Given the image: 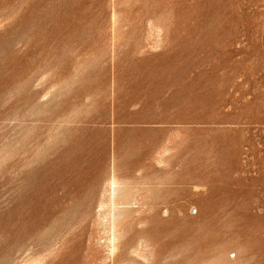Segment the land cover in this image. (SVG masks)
I'll return each instance as SVG.
<instances>
[{
    "label": "rangeland",
    "instance_id": "374dc122",
    "mask_svg": "<svg viewBox=\"0 0 264 264\" xmlns=\"http://www.w3.org/2000/svg\"><path fill=\"white\" fill-rule=\"evenodd\" d=\"M31 259L264 264V0H0V264Z\"/></svg>",
    "mask_w": 264,
    "mask_h": 264
},
{
    "label": "bare ground",
    "instance_id": "6f19581e",
    "mask_svg": "<svg viewBox=\"0 0 264 264\" xmlns=\"http://www.w3.org/2000/svg\"><path fill=\"white\" fill-rule=\"evenodd\" d=\"M112 169V168H111ZM111 172V171H110ZM120 181V180H119ZM122 182H124V181H122ZM127 182V181H126ZM120 183V182H119ZM132 183V182H131ZM102 184H104V183H102ZM123 184V183H122ZM121 184V185H122ZM125 185H126V183H124ZM105 185H106V183H105ZM107 185H108V194H109V199H108V207L110 208V210L108 211V212H110V220H108L109 221V226H110V230H111V237H110V239H109V245H110V249L109 250H111V253H113L114 251V249H115V247L117 246V245H114V244H116V243H114V241H115V239H117V237L115 236V227L117 226L116 225V218H117V216H116V211H120V209H121V207H120V205H122L123 203H117V202H115L116 201V196H117V191H118V189L120 188V185H119V188H118V182H117V180H116V177L114 176V175H111L110 176V178H109V180H108V183H107ZM124 185V186H125ZM136 184H134V186H135ZM141 186V185H140ZM102 188H103V186H102ZM122 188V187H121ZM125 188V187H124ZM121 190H123V189H121ZM132 190V189H131ZM135 190V189H134ZM127 191H129V190H127ZM133 191V190H132ZM126 192V191H125ZM139 192V191H138ZM121 193V192H120ZM123 193V192H122ZM134 194H135V191L133 192ZM133 194V195H134ZM123 195H127V194H123ZM101 196V195H100ZM128 196H131L130 194L128 195ZM102 197V196H101ZM104 197V196H103ZM124 197V196H123ZM133 197V196H132ZM118 198H119V196H118ZM117 198V199H118ZM101 199H104V198H101ZM101 199H100V203H99V208H102L103 207V205H105V204H103V202L101 201ZM133 199V198H132ZM131 199V200H132ZM127 200H129V198L127 199ZM153 200V199H152ZM104 201V200H103ZM127 202V201H126ZM130 202V201H129ZM132 202H134V201H132ZM104 203H106V202H104ZM146 203V202H145ZM153 203V202H152ZM129 204V203H128ZM131 204H133V203H131ZM107 205V204H106ZM106 205H105V207H106ZM138 205V204H137ZM123 206V205H122ZM135 206V205H134ZM108 207H106V208H108ZM129 207V206H128ZM137 207V206H136ZM155 207V206H154ZM104 208V207H103ZM133 209V208H132ZM137 209V208H136ZM150 209V208H149ZM123 210H124V208H123ZM131 210V209H130ZM122 211V210H121ZM133 211H135V210H133ZM132 211V212H133ZM137 211V210H136ZM135 211V212H136ZM154 211H155V209H154ZM120 213V212H119ZM147 213H148V211H147ZM146 213V214H147ZM156 213V212H155ZM122 214V213H121ZM151 214V213H150ZM148 216V215H147ZM86 219V218H85ZM118 219H122V218H118ZM117 219V220H118ZM124 219V218H123ZM17 220V219H16ZM19 221V220H18ZM82 221V220H81ZM118 221H120V220H118ZM123 221H125V220H123ZM139 221V220H138ZM141 221V220H140ZM16 222V221H15ZM84 222V221H83ZM156 223H157V221H155ZM108 223V222H107ZM121 223V222H120ZM118 224V223H117ZM122 224V223H121ZM150 224V223H149ZM15 225H18V222H17V224H15ZM20 225H22L21 223H20ZM138 225V224H137ZM159 225V224H158ZM26 226V225H25ZM108 226V225H107ZM149 226V225H148ZM155 226H157L156 224H155ZM154 226V227H155ZM14 227V226H13ZM21 227V226H20ZM19 227V228H20ZM22 227H23V225H22ZM27 227V226H26ZM123 227V226H122ZM129 227V226H128ZM16 228V227H15ZM119 227H116V229H118ZM130 228V227H129ZM134 228V227H133ZM21 229V228H20ZM26 229V228H25ZM30 229V228H29ZM122 229V228H121ZM142 229V228H141ZM144 229V228H143ZM142 229V230H143ZM15 230V229H14ZM22 231H23V229H21ZM27 230V229H26ZM128 230V229H127ZM140 230V229H139ZM12 231V230H11ZM17 231V230H16ZM31 231V230H30ZM106 231H109V230H107V227H106ZM171 231V230H170ZM27 232H29L28 230H27ZM123 232H125V231H123ZM17 233V232H16ZM23 233V232H22ZM109 233V232H108ZM119 233H120V231H119ZM128 233V232H127ZM140 234H141V232H139ZM167 233V232H166ZM12 234V233H11ZM30 234H31V232H30ZM118 234V233H117ZM140 234H138L139 236H140ZM159 234V233H158ZM163 234V233H162ZM169 234V233H168ZM167 234V235H168ZM17 235H19V234H17ZM119 235V234H118ZM121 235V234H120ZM127 235V234H126ZM164 235V234H163ZM26 236V235H25ZM124 236V235H123ZM144 236H145V233H144ZM143 236V237H144ZM159 236V235H158ZM162 236V235H161ZM83 237V236H82ZM109 237V236H108ZM107 237V238H108ZM143 237L141 238V239H139V238H136L135 240L136 241H138L137 239H139V240H141L142 241V239H143ZM163 238H164V236H163ZM22 239V238H21ZM21 239H19L20 241H21ZM90 239V238H89ZM119 239V238H118ZM117 239V240H118ZM121 239H122V237H121ZM147 239V238H146ZM162 239V238H161ZM26 239H24V241H25ZM123 240H124V238H123ZM143 240H145V239H143ZM10 241H12V240H10ZM10 241H9V243H10ZM26 241H28V239L26 240ZM107 241V240H106ZM161 241V240H160ZM164 241V240H163ZM52 242H54V241H52ZM115 242H117V241H115ZM119 242V241H118ZM8 243V242H7ZM17 243V242H16ZM20 243H25V242H20ZM20 243L18 244V246L20 245ZM51 243V242H50ZM139 243H142V242H138V244ZM147 243V242H146ZM150 243V242H149ZM15 244V243H14ZM36 244V243H35ZM106 244H107V242H106ZM119 244V243H118ZM145 244V243H144ZM154 244V243H153ZM17 245V244H16ZM47 245H49V243L47 244ZM135 245V244H134ZM142 245V244H141ZM146 245V244H145ZM145 245H143V249H144V247H145ZM45 246V245H44ZM44 246H43V250H44ZM154 246V245H153ZM15 247H17V246H15ZM107 247H109V246H107ZM119 247V246H118ZM132 247V246H131ZM45 248H47V247H45ZM121 248V247H120ZM133 248V247H132ZM134 248L136 249V247L134 246ZM134 248H133V251H134ZM140 248V247H139ZM147 248V247H146ZM16 249V248H15ZM18 249V248H17ZM52 249H53V247H52ZM130 248H128L127 250H129ZM12 251H13V249H11ZM28 250V249H27ZM43 250H41V251H43ZM51 250V249H50ZM116 250V249H115ZM121 250V249H120ZM131 250V249H130ZM140 250V249H139ZM153 250V249H152ZM152 250L150 251V252H152ZM26 251V250H25ZM45 251V250H44ZM53 251V250H52ZM51 251V252H52ZM117 251V250H116ZM17 252V251H16ZM48 252V251H47ZM50 252V254H52ZM138 252V251H137ZM140 252V251H139ZM148 253L146 250L144 251V253ZM127 253H128V251H127ZM40 254V253H39ZM44 254V253H43ZM109 254V253H108ZM108 254H107V257H106V260H107V258H109L108 257ZM119 254V253H118ZM131 254H133L132 252H131ZM130 254V255H131ZM141 254V253H140ZM34 255V254H33ZM106 255V254H105ZM112 255V254H111ZM144 255V254H143ZM148 255H149V253H148ZM49 256V255H48ZM102 256V255H101ZM133 256V255H132ZM131 256V257H132ZM135 256H137V255H135ZM33 257V256H32ZM36 257V256H35ZM37 257H40L38 254H37ZM104 257V256H103ZM146 257H148V256H146L145 255V259H146ZM47 258V257H46ZM45 258V259H46ZM121 258V257H120ZM149 258V257H148ZM163 259H164V257H162ZM34 259V258H33ZM43 259V258H42ZM42 259L40 260V261H42ZM103 259H105V258H103ZM102 259V260H103ZM118 259H119V257H118ZM126 259H127V257H126ZM125 259V260H126ZM138 259V258H137ZM136 258L135 259H132V260H137ZM141 259V258H140ZM167 259V258H166ZM132 260H131V262H132ZM144 260V259H143ZM148 260V259H147ZM30 261H33L32 259L30 260ZM38 261V260H37ZM119 261H121V259L119 260ZM122 261H123V259H122ZM127 261V260H126ZM149 261H150V259H149ZM165 261V260H164ZM168 261V260H167ZM34 263L36 262V261H33ZM103 262V261H102ZM101 262V263H102ZM135 262V261H134ZM143 262V261H142ZM40 263V262H39ZM42 263V262H41ZM105 262H103V264H104ZM120 263V262H119ZM128 263V262H127ZM133 263V262H132ZM147 263V262H146ZM32 264V263H31ZM36 264V263H35ZM100 264V263H99ZM106 264V263H105ZM147 264H149V263H147Z\"/></svg>",
    "mask_w": 264,
    "mask_h": 264
}]
</instances>
